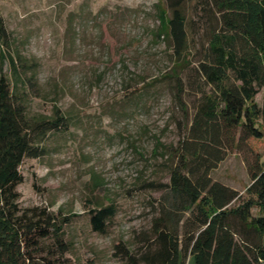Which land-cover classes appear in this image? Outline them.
<instances>
[{
  "label": "rangeland",
  "instance_id": "1",
  "mask_svg": "<svg viewBox=\"0 0 264 264\" xmlns=\"http://www.w3.org/2000/svg\"><path fill=\"white\" fill-rule=\"evenodd\" d=\"M203 1L182 5L190 66L178 80L169 77V41L156 37L159 7L168 0H0L4 46L25 72L29 114H52L57 105L68 117V127L45 140V154L24 161L17 187L22 209L46 207L71 217L64 264H131L116 246L138 256L171 198L167 189L147 184L170 182L175 150L192 125L201 91L212 89L196 66L211 28L222 24L218 12L205 18ZM9 63L0 56V73L11 75ZM255 100L262 105V92ZM255 164L264 168V151L250 139L229 149L211 177L243 194ZM108 204L116 215L106 233H97L89 212Z\"/></svg>",
  "mask_w": 264,
  "mask_h": 264
},
{
  "label": "trees",
  "instance_id": "2",
  "mask_svg": "<svg viewBox=\"0 0 264 264\" xmlns=\"http://www.w3.org/2000/svg\"><path fill=\"white\" fill-rule=\"evenodd\" d=\"M184 2L168 0L159 7L156 31L157 39L170 43L174 68L169 77L178 80L190 66ZM203 2L205 18L218 12L222 24L211 28L204 59L196 66L212 89L201 91L192 125L175 150L170 182L147 184L167 189L171 198L153 219L138 256L122 243L116 246L131 264H186L189 256L196 264H264V168L249 167L251 184L243 194L211 177L235 144L248 145L251 139L264 151V0ZM6 37L0 17V56L9 59L11 74L0 73V264H64L71 217L46 207L22 209L17 187L23 183L24 161L41 158L45 140L66 129L68 117L57 105L52 114H29L25 72L5 49ZM261 92L260 106L255 99ZM116 212L114 204L91 210L92 229L106 233Z\"/></svg>",
  "mask_w": 264,
  "mask_h": 264
},
{
  "label": "crops",
  "instance_id": "3",
  "mask_svg": "<svg viewBox=\"0 0 264 264\" xmlns=\"http://www.w3.org/2000/svg\"><path fill=\"white\" fill-rule=\"evenodd\" d=\"M188 261H190V264H196V262H195V260H194V258L192 256L188 257L186 264H188Z\"/></svg>",
  "mask_w": 264,
  "mask_h": 264
}]
</instances>
